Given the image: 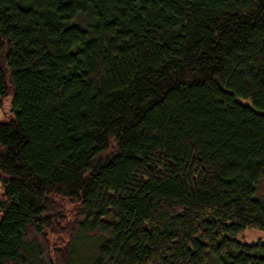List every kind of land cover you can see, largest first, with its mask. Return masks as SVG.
Returning <instances> with one entry per match:
<instances>
[{"label":"trees","instance_id":"16d2710c","mask_svg":"<svg viewBox=\"0 0 264 264\" xmlns=\"http://www.w3.org/2000/svg\"><path fill=\"white\" fill-rule=\"evenodd\" d=\"M6 100L0 264H264V0H0Z\"/></svg>","mask_w":264,"mask_h":264},{"label":"rangeland","instance_id":"374dc122","mask_svg":"<svg viewBox=\"0 0 264 264\" xmlns=\"http://www.w3.org/2000/svg\"><path fill=\"white\" fill-rule=\"evenodd\" d=\"M10 117L9 115V105L7 100L4 101L3 107L0 108V122L7 120ZM2 191V186L0 184V192ZM259 193H264V183H261L259 185ZM236 238L239 241L245 242V243H252L256 242L258 240H262L264 238V233L257 229H247L242 234H239L236 236ZM84 251V250H82ZM85 252V251H84ZM81 251L79 254H77V259H79V263L81 262V259H83V256H81ZM76 259V258H75Z\"/></svg>","mask_w":264,"mask_h":264}]
</instances>
